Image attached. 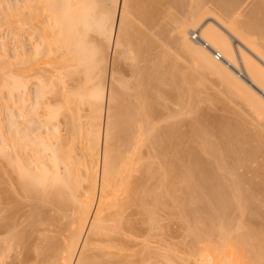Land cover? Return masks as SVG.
I'll list each match as a JSON object with an SVG mask.
<instances>
[{
  "label": "bare ground",
  "instance_id": "1",
  "mask_svg": "<svg viewBox=\"0 0 264 264\" xmlns=\"http://www.w3.org/2000/svg\"><path fill=\"white\" fill-rule=\"evenodd\" d=\"M155 1L156 0H24L23 7L26 9V11L20 10L18 8V10L16 9L17 10L16 14H14L13 16L11 15L10 18L7 17L8 18L7 23L9 24L16 23L15 26L18 30L26 26L29 31V39L33 43L32 51L27 52V54L25 53L20 54L19 52L17 53V55H19V56H16V60H15V65H17L18 67L17 73L14 75H11L9 77L10 79L7 80L6 82H3L7 89V93L9 96H13L17 94L20 97L19 99L20 105L26 99V97L28 98L27 78L31 76V73H37L36 65H35L36 64L35 56L37 54L38 55L42 54L45 57H48L49 58L48 62H51L54 65L58 66V69L61 70L58 72L59 77L62 76L61 74L62 69L65 68L67 65L66 62H63V61H66L67 59L71 61L70 65H73V67L82 66L83 68L82 71L84 72L83 73L84 75L83 84L85 83L88 84V86L85 84L86 87H84L81 92V100L85 102L86 104H88L89 106L88 116H89V119L91 120V121L89 120L90 124H88V128H86L87 133H85L87 134L85 135V143H86L85 151H86L87 159L84 160V169H85L84 181L85 180L87 181L86 183L87 185L85 186L84 189L80 187L81 190L83 191L77 192L80 189H78L79 187L76 188V184H78L79 182L78 176L80 177L81 174L77 176L76 175L77 173L74 174L75 171L73 173L72 171L71 172L68 171L67 169L69 168L68 164L66 165L64 164L65 168L64 169L62 168L64 172H60L62 171V169L60 168L61 164L64 163L63 161H66V158L68 157L64 158V154L62 153V149H61L62 147L59 144L60 143L59 138L56 137V134H57V127L55 126L56 124L52 125L51 127L52 137L49 136L50 131H48L49 130L48 129L45 132H41L42 134L45 135L44 137H41V133H38V135L36 134L38 138L34 136L35 139L33 140L36 141L34 142L33 140L31 141L28 140L27 136H30V135H27V133H30V132H27V131H32V130H28V128L26 127L27 125L30 126L33 121L31 122L27 121L28 124L25 125V127L22 126L23 123L21 122L22 123L21 126L25 128L23 130L26 131V134L23 137L24 138L26 137L27 140L21 137V139L23 138L22 142L20 144L17 142V144L15 145L18 150H25V149L29 150L32 153L31 159H35L37 162L36 166L33 169H29L27 168V166L22 164L18 156L17 158L13 159V162L15 161L17 163V165L15 163V166H16L15 169H18V173L16 172L17 174L16 180L17 178H19L20 180L19 179L18 180L20 182L23 181L22 183H18L19 181L17 182L18 184H20V187L23 188L22 190L28 193L35 192L37 195H40L38 197L41 198L44 196L45 198L50 199V201L53 198H55L54 196H60L64 194L66 191H68L66 192V194H69L68 197L63 195L64 196L63 199L59 198L55 200L56 199L55 198L52 201H55V204H56L55 206H57V208L59 209H63V208L68 209L70 208L69 206H71L70 205L71 203L74 204L75 212H73V214L75 213V216L73 217L74 219L72 218L74 221V224L71 223L72 226L74 225L73 226L74 228L72 229L73 231L71 232V235L68 237L69 239L67 238V243L65 242L66 243L65 247L61 249L63 251L62 254L60 255L57 253L58 255H60V257H57L58 260L56 259V262H54L55 264H96V261H94L95 257H93L94 255L92 254L91 256L90 254L92 252L88 253L89 250L93 251V249L89 247L91 246L90 244H92V242H96V238L94 236L101 235V233H104L105 231L112 232L113 230L114 231L116 230L115 232L117 231L120 232L128 228V223H129L128 220L126 221H124L125 219L122 220L121 213L123 215L124 211H123V207H121V205L119 204L121 200L118 199V195H119V191L123 189L124 186L126 187L128 173L130 171V168L131 169L132 167L134 168V164L132 167L130 166L131 165L129 164L131 163V161L129 160L130 156L127 155L126 152L125 154L128 156V159L126 160H129V163L125 161V163L122 164V162H124L123 159L126 157V155H123V153L121 155L120 153L124 151H119V149L117 150L118 148L117 145L116 146L114 145L116 147L115 149H113L114 147H112L113 144L118 143L116 141L115 143L114 141H112V140H116L115 138L118 137L117 136L119 132L118 129L119 130L122 129V126H120L121 124L118 123L120 121H118L117 117L115 116V114L117 113L114 114V111L116 112L114 108L115 106H117L118 96L121 93L120 89H119L120 91L119 93L118 87L119 86L121 87L122 84L125 85V83H123L124 81L122 82L121 79L118 77V71L116 70L117 65H115V62H114L116 57H119V58H121V56L125 57L126 56L125 53L127 52L130 54L133 53V57H134V54L140 55L141 57H144V56L146 57V63H145L146 68L145 70L142 69L144 71L142 70L141 71H142V74L144 75V80H146L145 82L147 83L146 85H144L146 86L144 88H147V90L145 89L144 93L140 91L143 93V97L140 96L142 97V99H139V101L141 100V102L137 101L139 98L137 93L135 94L137 95L138 98H136V95L135 96L133 95L134 98L137 99L135 103H138V102L140 103L138 105L136 104V107H138L139 105L140 107H138L137 110L135 111L133 110L136 108H134L133 110H128L127 113L124 114L125 117H127V120L125 121L127 123H125V126L123 125V123L122 125L124 126L125 132L128 131L127 135L129 131H130L129 135L131 133L132 135H134L133 133L136 131V129H134L135 127L132 128V125L134 126L136 124L135 122L139 121V118L137 119L138 120L137 121L136 115H133L134 112H136L138 115L139 111H142L143 114L140 113V115L142 114L143 116H146V118H149V116H151L154 113H157L160 110V108L163 107V105H165V104H161L162 98L163 100H165L164 99L165 97H163L164 90L162 92V85L164 81L169 86L171 85L174 87L176 85L174 87L175 89H173V91L174 90L176 91V96H175L177 100L176 102L178 106L182 105L183 101L181 100L182 96L180 95L184 91L187 92L186 91L187 89L185 88L190 85L189 84L188 86L185 87L186 84L190 83L188 82L189 81L188 79H190L188 77L189 75L182 76V72L180 73V70H183V69H180L179 67H177L178 66L177 64L179 61L178 59H182L181 58L182 54L185 55L188 58V61L191 63V65H193V66H190V67H193L192 69H194V67L195 69L199 68L201 71H204L207 74L209 73V74L215 75L217 79L218 78L220 79L218 80L221 81V83H224V85L227 87V91L229 90V92H232V94L240 96L241 98L243 97L242 98L243 101L245 99V101L249 105L251 104V107L253 106L252 109L254 108L253 111L255 113L259 112V114H261L259 115L256 113L257 116L258 117L262 116L264 118V97H263L264 95V43H262L264 41V32L262 34V31L260 32V30L259 32L255 31L254 28L251 27L252 25L247 24V23L243 24L244 22L243 23L240 22L238 18H235V17L231 18L232 17V16L230 17L231 14H229L230 19H228L227 15H226L227 19H226V16L224 17L222 15L221 17V15L216 13L214 10H212L211 8H208L207 6H205V4H202L200 0H190V2H188L189 4L188 10L183 9L184 13L180 14L181 16L179 15L177 17L176 15H174V17L176 18L173 19V23H172V33L175 34L174 40L176 38V42H173V43L174 45L175 43L179 45L180 52L178 53V51H173L172 49H174V47L172 48L171 46L168 45L169 47L172 48L170 49L174 53L169 52L168 51L169 48L167 47L168 49L167 52L162 50L163 53L166 52L164 55L161 54L162 52L153 54L155 52H153V50L151 51L152 45H154V43L152 44V41L155 42L156 38L154 39V37L150 34L152 33V31H150V33L148 32L150 29H147V28L149 27L147 28L143 27L142 25L143 21H142L141 25L143 29L140 28L142 30V31L139 30L140 34L138 33L139 31L137 30L136 32L135 30L134 32H130L129 29L131 25L133 24L132 19L134 20L136 19L135 20L136 22H141L139 18L142 17L143 19L146 20V21L144 20L145 24L146 22L148 24L149 23L148 21L151 18H152L151 20L155 19L151 16L153 11H155L154 7L152 6H154L153 4L156 5L159 0L156 2ZM226 1L227 0H219V4L221 6L223 5L222 7L226 6V8H228V5L230 6V2L228 4V1L227 2ZM235 1L238 2L237 0H234V3ZM168 2L169 1L167 0V2L165 3H168ZM260 2L262 3H259V5L257 6L258 10L264 6L263 5L264 1L260 0ZM159 3L161 4V2ZM162 3L164 4L163 1ZM231 3L233 2L231 1ZM152 8H153V11L151 10ZM136 13H140L139 17L136 16L138 19L134 16ZM172 18H171V21H172ZM144 29L145 31L147 29L146 32L149 33L152 39L154 40L151 41L149 35H148L149 37L148 39L150 40L146 39L147 35L145 34V31L143 32ZM192 31L198 32L199 35L204 39V41L208 45H210L212 48H214L218 53H220L222 57L228 62L229 65L224 61L216 60L208 48L204 47L201 43L193 40L191 37ZM141 32H143L144 36H146L145 38H143V36L142 38L140 37L142 35ZM161 32L164 33V31H161ZM163 33H161L160 36L161 35L163 36L164 35ZM94 34H97L100 38H97V39L94 38L93 36ZM255 34L257 35V37H255ZM33 39H35V41ZM158 42L156 41L155 43H158ZM163 42L164 41H162V43ZM0 43L1 45H4V42L1 40H0ZM164 45H166V43ZM43 46L45 48H42ZM130 47L133 50L130 49ZM179 47H176V48H179ZM43 49L45 50L44 51L45 53L43 52ZM152 49H155V46H153ZM108 51L110 54L109 64L111 66L110 68L111 71L109 72L110 74H108L109 77H107L108 78L107 84H104L105 81L103 82V78L105 77L104 74L106 72L105 70L107 66L106 62L108 59L107 57L109 55ZM57 52H59V55H57ZM130 54L129 55L127 54L128 57L130 56ZM60 58H61V61L59 60ZM130 58L132 59L131 56ZM164 62L167 63V68L163 72L162 66L164 65ZM166 63H165V66H166ZM242 68L244 71L242 70ZM232 69L237 74L238 72L236 69L243 72L244 77H241V75L239 74L237 75ZM180 77H183L184 79L179 80ZM140 80H141V77H140ZM178 80L181 82H183L184 80V83H180ZM136 82H138V84H136L137 86H135L137 90L136 92H139L137 87L140 86L141 84H139L140 83L139 80H137ZM178 82L180 85L184 84V86L181 85L182 86L181 87L180 85H178ZM142 84L144 83L142 82ZM126 85L124 87L125 89L128 90V88H126ZM141 87H138V88H141ZM182 88L185 90L181 92ZM141 90H143V88H141ZM148 91H151V92H148ZM37 93L40 94L41 91L38 90ZM120 98L121 97H119V99ZM122 99L123 97L121 98V100ZM23 103H25V101ZM18 106H19V103H18ZM23 108L24 106L22 107V110ZM19 110L20 111H19L18 116L24 115L25 117V115L27 114V111H25L26 113L23 114L24 110L21 111V108ZM184 111L186 110L184 109ZM56 112H57L56 110L54 111L49 110L47 117L45 121L43 122L47 123L46 121L54 120L57 117L56 115L58 114V112L57 114ZM262 117L261 119L263 120ZM9 118H10V121L12 120V122L16 121L14 120L15 118L14 115H10ZM119 118H121L120 115L118 116V119ZM131 122L133 123L132 125H131ZM1 124H2V121L0 120V132L4 136L7 133L6 132H4L5 134L2 133V130L4 129V127ZM144 124L146 125L145 122ZM32 126H30L29 128H31ZM233 128H235V130L237 129L236 127H233ZM131 129L133 130L132 132H131ZM137 129L139 131L140 127L138 126ZM192 130H193L192 134L196 135L197 133L198 135V132L202 129L199 127H195ZM179 132H183V131L179 130ZM179 132L177 130L174 135L172 133L173 137L172 136L171 137L173 138L172 139L173 144L171 142L169 144L171 147L173 145L175 146L174 147L175 152L174 150L173 152L175 154L176 161H174L175 164H173L174 162H172L173 167L170 168L169 170H166V172L168 173L169 171H172L174 174H172L169 177V179L166 181V183H164L166 185L164 184L163 185L166 186V188L168 187L172 188V190L171 189L170 190L173 191L174 194H171L172 197H169V198L172 199L175 197L176 201L174 199L175 201L174 203L173 199L172 200L169 199V200L170 202L171 201L173 202L172 204H176L175 206L176 213L178 211L177 209L179 208V204H181V207L179 209L180 216H182V220L184 218L185 223L187 222L189 223L186 225H188L187 229H189V232H188L189 236L192 237V241L190 244H192L193 247L190 245L191 251L189 249L188 251L189 254L187 253L188 256L186 257V260H183V261H187L186 264H188V261L193 264H264V218L262 217L263 220L261 219L260 223L258 224L259 226L262 225L261 227L258 226L259 228L257 227L258 230L257 228H255V230L254 228L252 229L250 220L247 219L248 214H251L253 210L254 212L255 210H258V208L257 209L253 208V206L257 207L255 203H253L254 205L252 206V203L250 202L253 199L252 195H254V191L261 193L263 195L264 182L258 185L255 184L256 186H253L254 191L251 190L252 187L251 189L249 188L248 190L247 188L244 189L243 187L239 186L238 185L239 181H236V180H234L235 181L234 183L233 181L229 183L227 181L226 182L224 181L226 179L222 180L223 178L221 177V180L223 181V183H221L220 182L221 171L219 172V170H222L223 167L217 166L216 165L217 162L216 163L214 162L215 164L212 163L213 165H216L215 167H213V165L210 166V168L213 167V169H210L209 171H205V172L203 170L199 171L200 169L196 171L195 169H193V166H191L192 169L190 168L185 169L186 172L189 171L187 172V175H185L184 173H181L184 169H182V171L180 172L179 170L177 171V168L175 166L177 164V161L180 159L179 161L181 162L182 161L181 159H185V157L188 154H190L193 148L191 144L196 143V142H191V141H194L192 140L193 135H191L192 136L190 138L191 141L189 139V142L191 144H189V142H188L189 145L184 144L185 142H183V139H181V134ZM231 132L233 133V130ZM142 133L140 132L141 135ZM145 133L146 132H144L143 134ZM232 133H230V135L233 136ZM237 133H240V131ZM18 135L21 136L22 134H18ZM18 135L16 136V138L18 137ZM223 135L225 136V134ZM228 135L229 134H227V136ZM169 136L170 134L168 133L166 137H169ZM235 136H238L237 138L239 139H236V137H231V139L234 138V140L233 139L229 140L231 141L230 144H232V142L235 143L231 145L233 146V148L234 146H236L235 140L237 141L238 140L242 141V139L244 140V137H242L241 134L240 135L237 134ZM51 138H55L56 139L55 142L54 141L52 142ZM132 138H135V136L134 137L132 136ZM200 138L198 139L200 140ZM140 139L138 140L136 139L137 141L135 140L136 146L138 145L137 142L140 141ZM194 139L197 141L196 137H194ZM207 139L208 138H206V140ZM23 141H25L26 144H22ZM158 141H163V140L160 139ZM204 141L202 142L200 141L201 144L204 145L205 144L203 143ZM208 142L209 140L207 141L206 145L208 144ZM199 143H198L199 147L195 144L193 145L197 146L198 148H201L199 150L203 151L204 146H202ZM33 144H36V145H33ZM31 145L36 146V147H33ZM130 145L132 147V144ZM206 145L205 147H207ZM226 146L228 148V144ZM127 147L128 146H126L125 148L127 149ZM135 148H132V150L136 151L137 148L136 149ZM233 148L232 150L229 149L227 151L231 150V152H233L234 150ZM222 149H225V148H222ZM1 150L2 149H0V151ZM195 151L197 150L195 149L194 152L191 154L195 153L194 155L198 156L196 155L197 153ZM209 151H210V154L213 153L211 150ZM217 151H218V147H217ZM222 151H220L221 155L225 153V151L224 152ZM250 152L251 150L249 151V154H248L249 156L252 155V153L250 154ZM131 153L133 154L135 152H131ZM198 153L200 154V152ZM233 153H236V152H233ZM194 155L192 156L195 158ZM213 155L214 154H212V156ZM221 155H219V158L221 157ZM227 155L231 156L229 152H227ZM120 156L121 157L124 156L122 157L123 159H121ZM189 156L186 158L188 159ZM226 156H223V157H226ZM236 157H237L236 154H234L231 157V159L233 158L235 162L239 158V157L238 158ZM227 158L229 157L227 156ZM240 160L241 159H238L237 162H239ZM98 161L100 162L99 171L97 168ZM172 164L170 165L172 166ZM196 165L194 164L195 168H196ZM180 167H178V169ZM216 168H218L219 170ZM208 169L209 168H207V170ZM147 171H149V167ZM176 171L179 174H177ZM224 173H226V171H222V175ZM71 174H73L74 176H71ZM181 174H184V175L182 176ZM21 177L23 179H21ZM166 177L168 176L164 175V178ZM237 178L239 177L237 176ZM242 180L244 179L243 178L240 179V181ZM163 181L161 182L163 183ZM182 181L185 183L181 184ZM80 184L81 183H79V185ZM179 184L182 186L183 185L185 186L180 187ZM163 185L161 187H164ZM32 186H38L36 188H38L39 190L35 189L36 191H34ZM71 186L74 189V191L71 190ZM28 187L32 188V190L29 189ZM131 189L133 191V187H131ZM50 190H52V192H50ZM96 192H98L97 196H96ZM173 192H170V193H173ZM164 193L165 192H163V194ZM154 195H151L152 196L151 199L153 201V202L151 201L152 204H154V202L155 203L157 202V198ZM180 195L183 196L182 198V200L184 199L183 201H180L178 199L182 197ZM184 195L186 196L185 198H184ZM263 204L264 203H262V205ZM170 206H174V205H170ZM121 210L123 212H121ZM233 211H238L239 217H234V214L232 217ZM258 213L260 214V212ZM234 219L236 220L235 222H234ZM107 232H105L102 235H105ZM108 233L106 234L108 238L105 237L103 241H105L106 244L114 243L113 245H115V241L117 242L119 238L116 237V240H113L115 239V236L110 237L109 236L110 234ZM102 235H101V238L97 236L98 240L99 238L100 240L103 239ZM98 240H97V244H100L102 241L98 243ZM118 242H119L118 244L121 245L119 240ZM101 244H105V243L103 242ZM124 244L122 243V245ZM54 245L58 246V244H52L50 247V250L52 249V247H55ZM91 247H94V246H91ZM116 247H118L117 244H116ZM122 248L123 247H121L120 249ZM58 249L60 250V248ZM44 250H47V252H49L48 251L49 249H44ZM51 251L54 253V250H51ZM52 252H50V254ZM109 252L108 251H105V253L102 252L100 256L103 257L107 254H108L107 256H109L110 254ZM55 256H52V257L55 258ZM107 256L104 257L103 259L107 258ZM47 258L48 257H45V261H48ZM174 259L176 258L174 257ZM111 261H109L110 264H111ZM175 261H177V259ZM105 262H108V261H105Z\"/></svg>",
  "mask_w": 264,
  "mask_h": 264
},
{
  "label": "rangeland",
  "instance_id": "2",
  "mask_svg": "<svg viewBox=\"0 0 264 264\" xmlns=\"http://www.w3.org/2000/svg\"><path fill=\"white\" fill-rule=\"evenodd\" d=\"M162 1L164 2V4L162 3ZM168 1H169L168 3H165L167 2V0H161V1L159 0L156 5L153 4L154 6L152 7H154L155 11H153V8L151 9L153 11V13L151 12L152 13L151 16L155 19L151 20L152 19L151 18L148 21L150 24L149 23L147 24V22L145 24L144 23L145 19L140 17L139 19L141 20V22H136L135 21L136 19L135 20L132 19L133 24L131 25L129 29L130 32H134V30L136 32V30L139 31L143 29V27L145 28L149 27L147 28V29H150L148 32L150 33V31H152V33L150 34L154 37V39L155 38L157 39V40L155 39V42L159 41L160 43L159 42L155 43L152 41L154 39H152L150 34L146 32L147 29L146 31L145 29L143 30V32L145 31V34L147 35V37L144 36L143 32H141L142 35L140 37L142 38L143 36V38L146 37V39L150 37L152 44L154 43V45L151 44L152 48L153 46H155V49H152L150 47L151 51L153 50V52H155L153 54L162 52L161 54L164 55L168 50L167 47L169 48L168 50L169 52H173V51H178V53L180 52L179 45L177 43H175L174 45L173 43V42H176V38L174 40L175 34L172 33V23H173V19L176 18L174 17V15L178 17L180 14L184 13V10H188L189 8L188 2H190V0L189 1L188 0H168ZM200 1L202 2V4H205V6H207L208 8H211L216 13L221 15V17L222 15L224 17L227 15L228 19H230L231 16H232L231 18H234V17L238 18L240 22L242 23L244 22L243 24H246V23L250 24L252 25L251 27L254 28L255 31L259 32L260 30V32L262 31V34H263L264 32V10H263L264 8L263 7L264 6L260 8L259 10L257 9V6L259 5V3H262L260 2V0H237L238 2L235 1V3H234V0H230V1L227 0L228 4L230 2V6H232L230 7L228 5L229 9L226 8V6L222 7L223 5L221 6L219 4V0H200ZM231 1L233 3H231ZM261 1H264V0H261ZM159 2H161V4ZM177 2L178 3L180 2L179 4L181 6ZM23 5H24V0H0V40L4 42V45H1L0 43V120L2 121L1 125L4 127L3 129L4 131L2 130V133L4 132L7 133L6 135L3 136L0 132V146H1L0 149H2L0 151V264H55L54 262H56L57 257H60V255L62 254L63 251L61 249L65 247L67 243V238L71 235V232L73 231L72 229L74 228L73 227L74 225L72 226L71 224V223L74 224V221H73L74 219L73 217L75 216V213L73 214V212H75L74 204L71 203L70 204L71 206H69L70 208L68 209L65 208L66 209L65 210L64 208L63 209L57 208V206H55L56 205L55 201H52L55 198H56L55 200H57L59 198L63 199L64 196L68 197L69 194H66V192L68 191H66L64 194L60 196H54L55 198H53L50 201V199H47L44 196L41 198L38 197L40 195H37L35 192L28 193L22 190L23 188H21L20 184L18 183H22L23 181L20 182L19 178H17L16 180V176H17L16 172L18 173V169H15L16 162L15 161L13 162V159L17 158L18 156L22 164L27 166V168L29 169H33L36 166L37 162L35 159H31L32 153L29 150H26V149L18 150L15 145L17 144V142L19 144L22 142L24 138L23 136L26 134V131L23 129H25L24 127L25 125L28 124V122L33 121L30 125L32 126L33 124L31 128H29L30 127L29 125L26 126L28 130H32V131H27V132H30V133H27V135L31 136V137L27 136L28 140L30 141L35 139L34 136L38 138L37 137L38 133L45 132L48 129H49L48 131H50L49 136H51V129H52L51 127L52 125L56 124L55 125L57 127L56 137L59 138V141H60L59 144L62 147L61 148L62 153L64 154V158L66 157L69 158V159L66 158V161H63L64 163L62 162H61L62 164L60 163L61 164L60 168L64 169L65 168L64 166L68 164L69 165V168H67L68 171L70 172L72 171V173L75 171L74 174L77 173L76 174L77 176L81 174L80 177L78 176L79 182L78 184H76V188L79 187L78 189H80L77 192L83 191L81 190V188L84 189L85 186L87 185L86 184L87 181L86 180L84 181V178H85L84 177V173H85L84 160L87 159L86 151H85V144H86L85 135L87 134L85 133H87L86 128H88V124H90L89 122L91 120L89 119V116H88L89 106L88 104H86L85 102L81 100V92H82V89L86 87V85L88 86V84L86 83H85L86 85L83 84L84 83L83 82L84 72L82 71L83 69L82 66L73 67V65H70L71 61H69L68 59L67 60L65 59L66 61H63V62H66L67 65L65 68L62 69V72H61L62 76L59 77L58 72L61 70L58 69V66L54 65L51 62H48V59H49L48 57H45L42 54L40 55L37 54L35 56L36 57L35 65H36L37 73H31V76L27 78L28 98L26 97V99L24 100L25 103H23L24 102L23 101L20 105V102H19L20 97L17 94L13 96L8 95L7 89L3 82H6L7 80L10 79L9 77L11 75H14L17 73L18 67L17 65H15L16 56H19L17 55V53L19 52L20 54L21 53L27 54V52L32 51V47H33L32 45L33 43L29 39L28 28L26 26L18 30L15 26L16 23H13V24L7 23L8 18H10L11 15L13 16L14 14H16V11L18 10V8L20 10L26 11ZM156 6L159 8H157ZM256 9L258 12L256 11ZM235 13H237L238 15ZM139 14L140 13H136L134 16L139 17ZM229 14H231L230 17H229ZM227 16H226V19H227ZM171 18H172V21H171ZM142 21H143V24H142ZM141 24L143 25V27ZM161 31H164V33ZM138 33L140 34V31ZM161 33H163L164 35L160 36ZM256 34H255V37H257ZM93 36L96 39L100 38L97 34H94ZM33 40L35 41V39ZM162 41L164 42L162 43ZM165 43L167 46L164 45ZM262 43H264V41ZM168 45L171 46L172 48L174 47L175 50L169 47ZM175 46L179 48H176ZM42 48H45V47L43 46ZM130 49L132 48L130 47ZM162 50L166 52L163 53ZM44 51L45 50L43 49V52ZM108 54H109V51H108ZM127 54L129 55L130 53L128 52L125 53L126 55L125 57L124 56H121V58L116 57L114 61L115 65H117L116 67L117 69L116 68L115 69L118 71V77L121 79L122 82L124 81L123 83H125V85L128 84L126 85V88H128V90L125 89L124 87L125 85L123 84L121 85V87L119 86L120 88L118 87V91L120 89L121 93L120 91L119 93L121 95L119 94L118 96L119 102L117 101V106H115L114 108L116 112L114 110L113 111H114V114L117 113L115 114V116L117 117V120L120 121L118 123L121 124L120 126H122V129L121 130L118 129L119 131L118 135L116 134L118 136L117 137L118 139L114 137L116 140H112L114 141V143L115 141L118 143L113 144L112 147H114L113 149H115L116 148L115 146L117 145L118 147L117 150L119 149V151H124L120 153L121 155L122 153L123 155H126L125 154L126 152L127 155L130 156L129 160L131 161V163H129V160H126L128 159L127 155L124 159L122 158L124 156L122 157L120 156L121 159H123L124 161L122 162V164H124L125 161L131 164L130 165L131 167L134 164V168L133 167L132 169L130 168L129 173L127 172L128 176H127L126 187L124 186L123 189L119 191V195H118V199L121 200L119 204L121 205V207H123V211H124L123 212L121 210V212L124 213L123 215L121 213L122 220L124 219H125L124 221L128 220L130 224L127 222L128 228L120 232L118 231L115 232L116 230L115 231L111 230L112 232L108 231L109 232L108 233L107 231H105L108 234H110L109 235L110 237L115 236V239L113 240H116V237L119 238L118 240L120 241L121 245L118 244L119 243L118 240L117 242L115 241V245H113L114 243L112 242H111L112 244L107 243L108 244L107 245L106 242L103 241L105 237H107L106 236L107 233L105 235H102L105 233L104 232V233H101L103 237L102 240H100L101 235H97L98 237H100L99 240L97 236H94L96 238V242H92V244H90L91 246H94V247H91L89 245L90 246L89 248L93 249V251L89 250L88 253L92 252L90 254L91 256L92 254L94 255L93 257H95L94 261H96V264H105V263L110 264L109 261L111 260H112L111 264L113 263L114 264L116 263L117 264H131V263L132 264H161V263L162 264H174V262L175 264L176 263L186 264L187 261H183V260H186V257L189 254L188 251L189 249L191 251L190 247L192 246V244H190L192 241V237L189 236V233H188L189 229H187L188 225H186L189 223L188 222L185 223L184 218H183L184 220L183 221L182 216H180L179 209L181 207V204H179V208L177 209L178 211L176 213V210H175L176 204H172L173 203L172 201L170 202V200L172 199L173 201L174 199L176 201L175 197L172 199L169 198V197H172L171 194H174V192L171 191L172 188L168 186H167L168 188H166V186H164L166 185L164 183H166L169 177L172 174H174L172 171H169L167 173L166 170H169L170 168H172L173 164H175L174 161H176L175 154H174L175 146L173 145L171 147L169 145L170 142L173 144L172 133L174 135L177 130L178 132L179 130L183 131L179 133L181 134V139H183V142H185L184 144H187V145L191 144L189 142V139L192 137L191 135H193L192 140L194 141H191V139L190 141L197 143V144L196 143L191 144L193 148L190 154L186 156L188 157L190 155L191 158L189 156L188 159L186 157L185 159H181L182 160L181 162L179 161L180 159L177 161V164L175 165L177 168V171L179 170L180 172L182 171V169H184L181 173H184L185 175H187V172L189 171L186 172L185 169L186 168L192 169L191 166H193V169H195L196 171L200 169L199 171L203 170L204 172L209 171L210 169H213V167H215L216 165L219 167L222 166L223 167V168L221 167L222 170H219L218 169L219 167L216 168L219 170V172L221 171L220 173L221 183H223L222 180L224 179H226L224 180L225 182L227 181L229 183H231V181H233L234 183L235 182L234 180H236L240 182V184L238 182V185L243 187L244 189L247 188L249 190V188L251 189L252 187L251 190H253L254 189L253 186L262 184L264 182V130H263L264 129V121H263L264 118L261 116L263 118L262 120L260 116L258 117L257 114H259V112H256L257 113L256 114L253 111L254 108L252 109L253 106L251 107V104L249 105L245 101V99L243 101L242 99L243 97L241 98L240 96L232 94V92H229V90L227 91V87L224 85V83H221V81H219L220 79L218 78L219 79L218 80L215 75H212L209 73L207 74L204 71H201L199 68L195 69L194 67V69H192L193 67H190V66H193V65H191V63L188 61V58L182 54V57H181L182 59H178L179 61L180 60L182 61V63L180 61L182 66L177 60L178 61L177 67H179L180 69H183V70H180V73L182 72V76L189 75L188 77L190 79H188L189 81L188 80L186 81L190 83L186 84L185 87L188 86L189 84L191 85L185 88L187 89L186 90L187 92H185L184 91L185 89L183 88L181 90V92L184 91L180 95L182 96L181 98V100L183 101V102L181 101L182 105L178 106L176 102L177 101L175 97L176 91L175 90L173 91L176 85L174 87L171 85L169 86L164 81L162 85V92L164 90L163 97H165L164 98L165 100H163L162 98L161 104H165V105H163V107H161L157 113H154L151 116H149V118H146V116H143L142 111L138 110L139 111L138 115L136 112H134L133 115H136L137 117L136 120L139 118V121L137 120L138 122H135L136 124L134 126L132 125L133 123L131 122L132 128L135 127L134 129H136V131L133 133L134 135H132V133L130 134L133 137L135 136V138H132V136L129 135L130 131L128 135H127L128 131L126 130L127 132H125L124 126H125V123H127L125 122L127 120V117H125L124 114L127 113L128 110H133L134 108H136L133 110L135 111L137 110L138 107H140V105L136 107V104L137 105L140 104L139 102H141V100L139 101V99H142L143 93L145 92L144 90L145 89L147 90V88H144L146 87L144 85H146L147 83L145 82L146 80H144V75L142 74V71H144L146 68V65H145L146 57L145 56L141 57L140 55H137V54L136 55L134 54V57H133V53H132L130 54V56L133 59L132 60L130 56L128 57ZM57 55H59V52H57ZM109 56L110 54L107 57L108 58L106 62L107 66L105 69L106 72L104 74L105 77L103 76L104 77L103 82L105 81L104 84H107L108 82L107 77H109L108 74H110L109 72L111 71L110 69L111 66L109 64V61H110ZM183 58L185 59V61ZM59 60L61 61V58ZM165 63L166 62H164V65L162 66L163 72L167 68V63H166V66H165ZM140 77H141V80H140ZM180 79L182 80L184 78L180 77L179 80ZM137 80H139L140 82L139 84H141L138 87L142 86L141 88H143V90H141V88H138V87L137 89L139 90V92L142 91L143 93L136 92L137 90L135 86H137L136 84H138V82H136ZM142 82L144 84H142ZM179 82L184 83V80L183 82L181 81ZM179 82H178V85H180ZM181 85L184 86V84H181ZM38 90L41 91L40 94L37 93ZM148 92H151V91H148ZM135 93H137L139 98L137 97ZM194 94L196 95V97ZM133 95L134 96L136 95V98H138V100L135 99ZM119 97L121 98L123 97V99L121 100V98L119 99ZM136 100L139 102L135 103ZM18 103H19V106H18ZM22 105L24 106L23 108L24 111L22 110V107H23ZM20 108H21V111H23V114L26 113L25 111H27V114L25 115V117L24 115L18 116ZM184 109L186 111H184ZM49 110H52V111L56 110L58 114L56 112L57 117L54 120L46 121L47 123H45L43 121H45ZM140 113L142 114L140 115ZM10 115H14L16 118V119L14 118V120L16 121L14 122H12V120L10 121V118H9ZM119 115L121 118L118 119ZM139 115L140 117L141 116L143 117L140 118ZM21 122L23 123V125ZM144 122L146 123V125L144 124ZM122 123L124 126L122 125ZM21 125L24 127H22ZM138 126L140 127L139 131L141 133L146 132L147 134L142 133L141 135L137 129ZM145 126H147L150 130ZM195 127H199L203 131L200 130L201 132L199 131L198 135L197 133L196 135H194L192 134L193 132L192 129ZM233 127H236L237 129L235 130V128ZM232 130H233V133L231 132ZM238 130L240 131V133H237L239 132ZM14 131H16L17 133ZM132 131L133 130L131 129V132ZM137 133L138 135L139 134L140 135L138 136ZM166 133L167 134L169 133L170 134L169 137L171 136L172 137L171 138L166 137L167 135ZM226 133L229 135L230 133H232L233 136L228 135L229 136L228 137ZM18 134H22V135L20 136ZM223 134H225V136ZM237 134L239 135L241 134V136L244 137V140L243 139L242 141L235 140L236 146H234L233 148V146L231 145L235 143L232 142V144H230L231 141L229 140H232V139L234 140V138L231 139V137H236V139H239L237 138L238 136H235ZM17 135L18 137L16 138ZM44 136L45 135L41 133V137H44ZM222 136H224L225 138ZM21 137L23 138L21 139ZM194 137H196L197 141L199 142L200 141L202 142L205 140L206 142L205 141L203 142L205 144L203 145L201 144V142L200 143L197 142L194 139ZM166 138L167 139L169 138L168 140L170 139L171 140L168 141ZM198 138H200V140ZM206 138L208 139L206 140ZM24 139L27 140L26 137ZM51 139H52V142L53 141L55 142L56 140L55 138H51ZM136 139L137 140L140 139L141 141V142L140 141L137 142L138 143L137 146L135 145ZM160 139L163 141H158ZM208 140L210 143L208 142L209 145L208 144L206 145ZM33 141L36 142L35 140ZM198 143L204 146L203 151L199 150L201 148H198L199 147ZM22 144H26V142L23 141ZM130 144H132V147ZM193 144L197 145L198 147L194 146ZM227 144H228V148L226 146ZM33 145H36V144H33ZM133 145H135L137 149ZM205 145L207 147H205ZM126 146H128L130 149L128 147L126 149L125 148ZM216 146L218 147V151H217ZM2 147L4 148V150ZM33 147H36V146H33ZM132 148H135L136 151L135 150L133 151ZM222 148H225V149H222ZM232 148L235 150V151L233 150V152H236V153L231 152ZM125 149L128 150L129 152L126 151ZM195 149L197 150L195 152L197 153L196 155L198 156H195L194 155L195 153L191 154L194 152ZM221 149L225 151L226 153V154L224 153L225 155L224 154L221 155V152H220L222 151ZM229 149L231 150L227 151ZM209 150H211L213 153L210 154ZM250 150H251L250 154L252 153L251 156L248 155ZM131 152H135V153L132 154ZM198 152H200V154ZM227 152H229L231 156L227 155ZM212 154L214 155L212 156ZM234 154H236L237 156L236 158L239 157L238 159H241L239 162H237L238 161L237 159L235 163L233 159L234 157L232 158L233 160L231 159V157ZM192 155H194L195 158ZM219 155H221L220 158H219ZM226 155L229 158H227ZM223 156H226V157H223ZM130 158H132L133 160ZM214 158L217 161H215ZM172 162L174 163L172 164ZM196 162L197 163L199 162L198 163L199 165ZM214 162L215 163L217 162L216 165L212 164ZM170 164H172V166ZM194 164L195 165L197 164L196 168L198 169L194 167ZM99 165H100V162L98 161V165H97L98 171H99ZM177 165L178 167L180 166L181 167L178 169ZM212 165L213 167L210 168V166ZM148 167H149V171H147ZM207 168L209 169L207 170ZM63 169L60 172H64ZM222 171H226V173H224L225 175L224 174L222 175ZM164 172L167 173L168 175L165 174ZM177 174L179 173L177 172ZM184 174H181V175L183 176ZM164 175L168 177L164 178ZM71 176H74V175L71 174ZM237 176L239 178H237ZM221 177L223 178L222 180H221ZM242 178L245 181L244 180L240 181V179ZM21 179L23 178L21 177ZM161 179L163 180L166 179V180L163 181ZM161 181H163V183ZM79 183L81 184L79 185ZM183 183L185 182L182 181L181 184ZM162 185L164 187H161ZM183 186L180 185V187H183ZM36 187L38 186H32L34 191H36L35 189L39 190ZM131 187H133V191ZM32 188H29V189L32 190ZM71 190L74 191L72 186H71ZM50 192H52V190H50ZM163 192L165 193L163 194ZM170 192H173V193H170ZM97 194L98 192H96V196ZM151 195H154L157 198L158 203L154 202L155 205L152 204L153 201L151 199L152 198ZM157 195L160 199L157 197ZM252 196H253L252 197L253 199L251 198L252 200L250 203H252V206L254 205L253 203H255L257 207L253 206V208L255 209L258 208V210H255V212L253 210L251 214H248V215L246 214V215H247V219L250 220L251 228L252 229L254 228L255 230V228L259 226L258 224L260 223L261 219L263 220L264 218V215H263L264 214V208H263L264 204L262 205V203H264L263 202L264 193L262 195L261 193L254 191V195ZM185 197L186 196L184 195V198ZM182 198L183 196L178 199L180 201H183L184 199L182 200ZM260 203L262 206L260 205ZM170 205H174V206H170ZM258 212H260V214ZM233 214H234V217H239L238 211H233L232 217H233ZM235 221L236 220L234 219V222ZM261 226L262 225H260L259 227ZM97 240H98V243L102 241L101 243L104 242L107 246L101 243H100L101 245L97 244ZM122 243L123 244L125 243V244L122 245ZM52 244H58L59 246L58 247L54 245L55 247H52L51 249V250H54V253L56 256L50 250V247ZM116 244L118 247H116ZM120 246L123 248L120 249L121 248ZM58 248H60V250ZM44 249H49L48 250L49 252H47V250H44ZM105 251H108V252L110 251L109 256H107L108 255L107 254L101 257L100 254L102 252L105 253ZM50 252L52 253L50 254ZM57 253L60 255H58ZM52 256H55V258H53ZM106 256H107V258H105L106 260L103 259ZM45 257H48L47 258L48 261H45ZM174 257L177 259L178 262L175 261L176 259H174ZM115 259L117 260V262ZM105 261H108V262H105ZM188 264H193V263L188 261Z\"/></svg>",
  "mask_w": 264,
  "mask_h": 264
},
{
  "label": "built area",
  "instance_id": "3",
  "mask_svg": "<svg viewBox=\"0 0 264 264\" xmlns=\"http://www.w3.org/2000/svg\"><path fill=\"white\" fill-rule=\"evenodd\" d=\"M191 37L193 40L201 43L204 47L208 48L211 52V54L213 55V57L216 59V60H221V61H224L228 64V62L222 57V55L220 53H218L214 48H212L210 45H208L204 39L199 35L198 32L196 31H192L191 33ZM229 65V64H228ZM238 74L241 75V77H244V74L243 72L239 71L238 69H236Z\"/></svg>",
  "mask_w": 264,
  "mask_h": 264
}]
</instances>
